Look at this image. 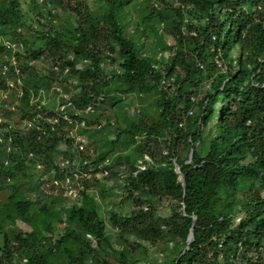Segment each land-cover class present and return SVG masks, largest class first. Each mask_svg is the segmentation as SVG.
Listing matches in <instances>:
<instances>
[{
  "label": "trees",
  "instance_id": "trees-1",
  "mask_svg": "<svg viewBox=\"0 0 264 264\" xmlns=\"http://www.w3.org/2000/svg\"><path fill=\"white\" fill-rule=\"evenodd\" d=\"M43 2L30 0V23L18 0H0V90L15 89L0 112L26 122L19 130L0 122V264H264V0ZM46 3L63 19L46 18L55 12L41 10ZM45 54L56 70L37 68ZM44 83L60 87L71 105L37 104ZM201 84L207 88L196 101ZM123 100L134 105L129 115ZM121 148L129 153L121 201L134 206L108 213L116 247L85 191L81 205L59 212L49 195L28 199L36 172L38 184L54 175L66 203V177L77 172L75 188L86 190L81 174L95 170L96 181ZM159 206L170 215L158 216ZM160 241L162 253L144 263Z\"/></svg>",
  "mask_w": 264,
  "mask_h": 264
},
{
  "label": "rangeland",
  "instance_id": "rangeland-1",
  "mask_svg": "<svg viewBox=\"0 0 264 264\" xmlns=\"http://www.w3.org/2000/svg\"><path fill=\"white\" fill-rule=\"evenodd\" d=\"M39 3H42L43 0H37ZM62 4L66 3L68 0H61ZM76 0H71V4H73ZM81 1L83 3V5L88 6V8H93L96 7L98 5L101 4V0H78ZM45 2V1H44ZM43 2V3H44ZM19 6L21 11L23 12V15L25 16L26 11H28V14L32 17L31 19H27L26 21H30V23H33V18L35 17V11L32 9V6L30 4V0H18ZM157 4H160L159 2H157ZM178 3H172V7L177 8ZM46 11L48 10V12H54L53 10H55V12L53 13V16L51 15H47V11L43 12V14L46 16V18H56V19H63L64 15L62 13V10L59 9L58 6H56V4H43L41 7ZM23 19H26L23 18ZM135 18L134 16H132V18L128 21V23L125 25L127 26L126 31H129L130 29H132V27L135 25L134 23ZM184 22H188V25L190 26V30H192V24H194V19L191 16L185 17ZM185 34L184 35H188V31L185 30L184 31ZM194 33V32H192ZM166 38V37H165ZM168 41L172 42L171 38H166ZM39 45L37 44V47ZM146 46L148 48V44L146 43ZM151 48L148 49V52L151 53L150 51ZM152 50V49H151ZM153 54V53H152ZM13 57H9V63L10 64H14V59L12 60ZM6 60V59H5ZM156 60V59H155ZM40 61L41 62H37V68H41V66L43 65L44 67H51V60L50 57L48 55H41L40 57ZM3 65V64H2ZM31 66V63H30ZM4 70V67H2V72ZM13 78L14 77H10L7 81V84L11 85L13 82ZM65 78V77H64ZM61 80H63V77L60 78ZM66 79V78H65ZM71 85H70V89H77V84L73 82V80H71ZM49 85L48 83H44V85L42 86V88L40 89V91L37 93V95L35 96V102L38 104H42L44 102L47 103V101H49L50 103H56L59 102L60 99H62V96L66 95L62 92L61 95H58L55 97V95L53 93H49ZM64 86V85H63ZM8 90L6 91H2L0 90V105L5 103L7 104V106H9L10 104L12 105L14 102V98L11 97L13 91H15V89L13 87H9L8 86ZM67 87V89H69ZM207 88V84H201L198 88V93L196 96H194L193 98L196 101H199L202 96L203 93L206 91ZM48 90V91H47ZM47 93V94H46ZM9 96V98H8ZM151 97L149 98H140V99H136V105H145L148 102L151 101ZM122 105L124 106V108H126V114H131V111L133 109L132 104H127V100H123ZM197 107V106H196ZM196 107L194 109H196ZM193 109V110H194ZM2 113L0 112V122L2 121H6L9 122L10 127L12 129H16L19 130V128H22L26 122H24L23 119H21V117L18 114H14V115H8L6 118L4 116L1 115ZM15 127V128H14ZM1 132H3V130H1L0 128V139H2L1 136ZM88 136H92V133L88 134ZM3 143L5 141H2ZM2 147L3 145H0V162L1 160L4 159L3 157V152H2ZM9 147L8 141L5 142V146L4 148ZM127 154L128 151H126L124 148L119 149V151L114 155L115 157L113 158V161H111V164L107 167V169H105L108 172V175H100L99 174V179H96V181H94L93 179L91 180V174L86 175L85 177L87 178L88 181H86L85 186H86V191H85V196H87L88 198H91L93 200V207L94 209L98 212V215L103 219V221H105L106 223V228L109 230V232H107V234H111L110 235V240L111 243H113V247H116V230H115V226L114 223L110 221L109 219V215L108 213H110L111 211H116L118 212L119 215H125L127 213H129V211L131 210V208H133L134 203L131 202L130 200H125L123 199L121 201V199L124 197L125 195V190L123 189L122 186V179L123 178H119L117 175H112L109 177L110 173L116 172L117 170H120L124 175L128 174V164H127ZM5 160V159H4ZM141 157H137L136 159L130 161V165H134L136 163V161H140ZM114 162V163H113ZM119 163H121L122 165H118ZM101 169H103L102 167H99L97 170L99 171ZM41 169V168H37ZM96 170V171H97ZM34 174V175H33ZM32 175V187L34 188L32 193L28 194V199L30 200H34L35 195H40V197L45 198V201L48 202L46 196H51V202H53V207L54 209L59 212L60 211V207L61 206H66V204H79L81 205L83 202V197L81 196H73V194H69L67 195V202L64 199L66 203L64 202H60L58 198H60L59 196H57L55 193L57 192V189L54 188V186H56V182H52L49 181L48 179L44 180L42 184H38V182L36 181L35 178H37V174L36 172H34ZM97 174V173H95ZM31 175V174H30ZM105 177V178H104ZM108 177V179H106ZM31 178V176H30ZM106 182V186H105V182ZM103 184V185H101ZM38 186V187H37ZM104 190V195H103V191ZM34 195V196H33ZM57 197V199H55ZM160 204V203H159ZM158 204V205H159ZM157 215L158 216H163V217H168L170 215V210L168 208H166L164 210V208L162 206H159V209L157 210ZM23 230H27L26 226H22ZM123 237H127L126 235H123ZM175 239V237H171V239ZM168 239H165V241L167 242ZM165 241H160L159 244H157L156 246L150 248V254H148V258H146V260L144 261V263H146L148 260H150L151 258H158V254L162 253V248L164 246L163 243H165ZM174 241V240H173ZM1 238H0V246H1ZM167 244H170L169 242H167ZM144 246L146 248L149 247V245L147 243L144 244ZM160 258H162L163 260V256L162 254L159 255ZM142 258V257H141ZM158 263V262H156Z\"/></svg>",
  "mask_w": 264,
  "mask_h": 264
},
{
  "label": "clouds",
  "instance_id": "clouds-1",
  "mask_svg": "<svg viewBox=\"0 0 264 264\" xmlns=\"http://www.w3.org/2000/svg\"><path fill=\"white\" fill-rule=\"evenodd\" d=\"M193 35H194V33H192ZM41 62V61H40ZM48 69H52L53 67L51 66V67H47ZM53 69H55V68H53ZM56 70V69H55ZM52 87H57V88H59L60 90H61V92H63L62 91V89L60 88V87H58V86H56L55 84H52V85H50L49 86V93H53L54 95H55V97L56 96H58L59 94H58V92H56L55 90H53V89H51ZM66 99H67V97H66ZM62 99H60V101H61ZM70 102V101H69ZM57 103L58 102H56L55 103V106L57 107ZM90 108V107H89ZM191 114H192V109H187L186 111H185V114H184V116L186 115V116H191ZM53 118H56V117H53ZM53 118H51L50 120H49V122H51V120L53 119ZM82 121H80L79 123H81ZM52 123V122H51ZM178 127L179 128H181V127H184V122L183 123H179L178 124ZM78 135H76L75 136V139H76V137H77ZM78 137H80V136H78ZM191 151V150H190ZM191 154H192V151H191ZM144 158H146V157H144ZM191 158V157H190ZM190 158L186 161V162H188L189 160H190ZM71 164H72V162H71ZM74 164V163H73ZM108 164V165H107ZM111 164V161L110 160H108V159H106L101 165H100V167H102L103 169V175L105 174V175H108V172L105 170V169H107V167L109 166ZM173 164H174V173L176 174V171H180L179 170V167L178 166H176V163H175V160H173ZM107 165V166H106ZM106 166V167H105ZM38 168V167H37ZM92 171H95V170H88V172L87 173H82L81 174V176L82 177H85L86 175H88V173L90 174ZM77 173V172H76ZM181 173V172H180ZM99 174L100 173H97V174H95V178L96 179H99L100 177H99ZM73 175V174H72ZM79 175L80 174H78L77 173V177L75 178V177H70V176H68L70 179H71V181H72V183H71V187H72V194H73V196L75 195V196H78V193H79V191H86V190H84L83 189V186H79L78 188H75V186L78 184L77 183V179L79 178ZM123 173H122V175H120V178H123ZM177 175V174H176ZM134 176H135V174H134ZM178 176V175H177ZM86 178V177H85ZM179 178V177H178ZM46 179H48L49 181H52V182H56V184L55 185H57L58 184V181H56V179L54 178V175H49ZM180 181V180H179ZM183 182H184V179H183ZM85 185V184H84ZM71 194V195H72ZM66 196H67V194H66ZM79 196H80V194H79ZM182 210H184V208L182 207ZM190 234V233H189Z\"/></svg>",
  "mask_w": 264,
  "mask_h": 264
},
{
  "label": "built area",
  "instance_id": "built-area-1",
  "mask_svg": "<svg viewBox=\"0 0 264 264\" xmlns=\"http://www.w3.org/2000/svg\"><path fill=\"white\" fill-rule=\"evenodd\" d=\"M4 70H5V67H4ZM51 89H53L56 92H58L59 95L62 94L61 90L59 88H57V87H52ZM62 97H63L62 100L57 103V107H56L55 111H63V110L66 109V107H68V106L71 105V103L66 99L65 96H62ZM89 110H90V108L88 107L86 111H89ZM51 122L52 123L56 122V118H53L51 120ZM76 141H78V143H82L83 142V139L81 137H78L77 136L76 137ZM79 148L81 149L82 147L80 146ZM63 164H71V162H69V160H67V161L64 160L63 163H62V165ZM72 164H73V162H72ZM72 176L76 178L77 177V173L76 172L73 173ZM71 183H72L71 179L67 176L66 179H65V186H64V189H65L67 195L72 194V192H73L72 191V187H71Z\"/></svg>",
  "mask_w": 264,
  "mask_h": 264
},
{
  "label": "water",
  "instance_id": "water-1",
  "mask_svg": "<svg viewBox=\"0 0 264 264\" xmlns=\"http://www.w3.org/2000/svg\"><path fill=\"white\" fill-rule=\"evenodd\" d=\"M191 157V151L189 152L188 155V159ZM176 174L179 177L180 183L182 185V188H184V182H183V175L180 173V171H176ZM193 240V235H192V229L190 230V234L188 235L187 239H186V247L185 249H187V245Z\"/></svg>",
  "mask_w": 264,
  "mask_h": 264
}]
</instances>
